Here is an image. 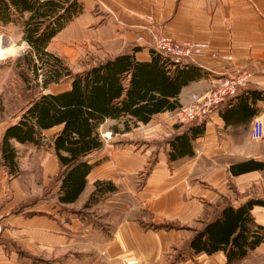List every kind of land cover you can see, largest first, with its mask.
I'll use <instances>...</instances> for the list:
<instances>
[{"label":"rangeland","instance_id":"374dc122","mask_svg":"<svg viewBox=\"0 0 264 264\" xmlns=\"http://www.w3.org/2000/svg\"><path fill=\"white\" fill-rule=\"evenodd\" d=\"M89 1L93 3V14L86 12L80 15L48 45L49 50L59 54L74 71L96 63L121 47H124L123 50L131 49L141 42L137 38L123 45L127 40L121 38V43L115 45V33L112 30H101L103 28L99 27L96 21L97 13L99 16L109 15L111 5L103 0ZM27 47L21 22L0 21L1 136L5 127L16 121L28 103L43 89L41 76L26 83L21 75L24 66L20 56ZM139 55L143 56L142 53ZM69 86V79H65L60 83L50 84L44 91H59ZM58 129L59 127H53L44 130V143L40 146L34 143L18 144L17 174L10 175L2 168L1 175L4 179L0 196V222L3 229L0 232V245L3 248L23 245L18 236L15 238L10 233L18 226L20 219L36 215L44 221L41 230L51 232L52 237L57 234V242L53 244L55 249L50 250L48 244L37 246L31 239V245L40 247L41 252L35 253L36 257L25 254L24 250L19 253L31 256L32 263L35 259L37 264L207 262L208 259L201 260L199 255L179 253L183 249L184 240L193 234L192 228L201 227L204 220L214 212L213 207L210 208L206 203L202 215L196 216L197 207L187 202L188 194L192 195V191L183 195L182 190H158L156 184L151 182L153 159L146 156V149L150 139L157 136L150 134L152 130H149V124H136L128 117H121L109 118L100 125L104 145L95 150L90 158L99 159L100 165L95 171L100 170L99 172L110 175L99 179L112 180L117 188L97 192L92 196L96 181L93 182L95 174H91L87 190L74 203H61L58 200L62 170L59 162L54 163V157L57 156L50 144L52 134ZM161 137L157 140L162 141ZM160 144L155 146L154 163L158 160L161 148L165 149L166 146ZM231 188L236 197L237 191L233 184ZM181 198H184L186 203L178 205ZM170 201L172 202L169 203ZM125 221L138 223L140 229L133 243L141 251L123 259L115 258L111 248L112 242L117 228ZM170 223L176 227H168Z\"/></svg>","mask_w":264,"mask_h":264},{"label":"crops","instance_id":"0c3cea01","mask_svg":"<svg viewBox=\"0 0 264 264\" xmlns=\"http://www.w3.org/2000/svg\"><path fill=\"white\" fill-rule=\"evenodd\" d=\"M84 2L85 9L80 15L86 12L93 14V3L89 0ZM103 2L111 5L112 9L108 16H99L97 13L98 26L103 28L101 30H112L115 33V45L121 43V38L127 40L123 44L126 45L128 41L142 36L139 44L143 48L137 52L140 58L150 57V48L155 47L156 38L162 33L178 40L201 43L205 48V56L194 62L201 66V75L182 88L179 94L181 106L155 113L147 122L149 130H152L150 134L157 136L147 143L146 156L153 160L157 138L162 136L163 140L184 128L180 110L190 102L192 93L205 92L234 70L247 69L252 72L250 81L210 114L205 133L194 141L195 154L170 160L169 144L165 149L161 148L156 163L153 160L151 162V182L156 184L158 190H182L183 195L192 191V195L188 194L187 202L197 207L196 216L202 215L206 203L210 208L213 207L214 212L210 216V211V217L204 221L212 218L228 202L238 205L251 196L264 198V167L260 166L261 162L264 163V138L255 139L251 133L253 120L258 116L264 117V0ZM123 49L121 47L106 57L129 50ZM14 142L16 146L26 144L17 140ZM57 162L58 158L54 157V163ZM237 163L243 169L234 173L232 166L235 168ZM99 165H95L88 175L89 178L95 174L93 182L108 175L100 170L95 171ZM2 168L6 170L0 166V196L4 179ZM231 184L237 191L236 197L232 193ZM87 188L86 185L78 199ZM184 203L186 201L181 198L178 205ZM252 212L257 223L264 225V205L256 204ZM41 225H44V221L36 215L20 219L10 234L15 238L18 236L23 245L19 244L20 247L15 248H3L0 245V264H32L31 256L19 253L20 250L34 255L41 252L40 247L31 245V239L37 246L44 243L49 245L50 250L55 249L53 244L57 242V234L52 237L51 232L41 230ZM139 229L138 223L134 221L121 223L111 246L115 258L123 259L140 253L141 249H137L133 243ZM199 257L201 260L208 259L204 264H226L227 260L223 250L212 254L202 253ZM234 264H264V241Z\"/></svg>","mask_w":264,"mask_h":264},{"label":"trees","instance_id":"16d2710c","mask_svg":"<svg viewBox=\"0 0 264 264\" xmlns=\"http://www.w3.org/2000/svg\"><path fill=\"white\" fill-rule=\"evenodd\" d=\"M84 9V0H0V21L23 25V39L28 47L20 56L24 66L21 75L26 83L41 76L43 87L20 117L3 130L0 166L10 175L17 174L18 149L14 140L40 146L44 143V130L59 127L50 144L62 170L58 190L61 203L79 198L89 173L99 163L90 155L104 145L99 130L103 122L128 117L136 124L147 123L155 113L177 109L181 106L182 88L201 75V66L164 54L156 47L150 48L149 58H140L137 52L143 48L141 45L74 71L48 45ZM65 79H69V87L44 91L50 84ZM205 130L206 120L185 123L181 131L156 142L169 144V159L175 160L195 154L194 141ZM260 166L264 167V163ZM232 167L234 173L243 169L240 163ZM116 186L112 180L98 179L91 195L115 190ZM256 204L264 205V198L251 196L238 205L228 202L201 227L192 228L193 234L184 240L179 254L223 250L226 264L245 257L264 241V225L257 223L252 212ZM167 226L176 227L172 223ZM36 262L37 259L32 264Z\"/></svg>","mask_w":264,"mask_h":264},{"label":"built area","instance_id":"2783aa9c","mask_svg":"<svg viewBox=\"0 0 264 264\" xmlns=\"http://www.w3.org/2000/svg\"><path fill=\"white\" fill-rule=\"evenodd\" d=\"M141 39L142 36H139L138 40ZM155 47L164 54L185 61L196 62L205 56V48L201 43L178 40L164 33L157 36ZM251 77L250 70H234L205 92L192 93L190 102L181 107V121L184 123L207 121L210 114L218 110L221 103L234 95L242 85L250 81ZM251 133L255 139L264 138V117L258 116L253 120ZM2 229L3 224L0 222V232Z\"/></svg>","mask_w":264,"mask_h":264}]
</instances>
